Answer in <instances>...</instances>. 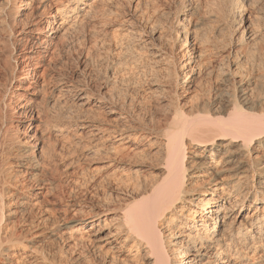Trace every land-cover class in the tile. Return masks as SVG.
<instances>
[{
    "label": "bare ground",
    "instance_id": "bare-ground-1",
    "mask_svg": "<svg viewBox=\"0 0 264 264\" xmlns=\"http://www.w3.org/2000/svg\"><path fill=\"white\" fill-rule=\"evenodd\" d=\"M0 111V264H264V0H0Z\"/></svg>",
    "mask_w": 264,
    "mask_h": 264
},
{
    "label": "rangeland",
    "instance_id": "rangeland-1",
    "mask_svg": "<svg viewBox=\"0 0 264 264\" xmlns=\"http://www.w3.org/2000/svg\"><path fill=\"white\" fill-rule=\"evenodd\" d=\"M75 36V34H73L72 35V39H73V37ZM148 37V36H147ZM77 37H74V39L72 40V39H70L69 41L71 42V43H73L72 45H75L74 46V48H75V51H74V49L72 50V56H71V60L72 61H74V60H76V58H77V56L79 55L78 54V52H82L83 54H87L88 52H92V44H91V42L90 41H83L82 39L81 40H77L76 39ZM72 40V41H71ZM77 40V41H76ZM83 41V42H82ZM77 42H78V45H77ZM80 42V43H79ZM85 42V43H84ZM80 45V46H79ZM85 45V46H84ZM89 46V47H88ZM77 47V48H76ZM85 48V49H84ZM89 48V49H88ZM80 49V50H79ZM74 52H76V53H74ZM74 59V60H73ZM70 60V61H71ZM1 113H0V116L3 118V119H5L3 116H4V114H2L3 113V111H0ZM3 116H2V115ZM0 117V130H1V133H4L5 132V129L7 128L6 126L8 125V122L6 121V120H3L2 118ZM1 120H3V121H1ZM3 122V123H2ZM29 125V124H28ZM27 125V126H28ZM6 127V128H5ZM2 130H4V131H2Z\"/></svg>",
    "mask_w": 264,
    "mask_h": 264
}]
</instances>
